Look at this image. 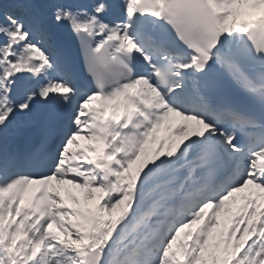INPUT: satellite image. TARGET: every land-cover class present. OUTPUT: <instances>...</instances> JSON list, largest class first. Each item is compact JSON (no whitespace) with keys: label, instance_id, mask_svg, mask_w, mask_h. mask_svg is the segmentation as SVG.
Masks as SVG:
<instances>
[{"label":"snow or ice","instance_id":"obj_1","mask_svg":"<svg viewBox=\"0 0 264 264\" xmlns=\"http://www.w3.org/2000/svg\"><path fill=\"white\" fill-rule=\"evenodd\" d=\"M0 264H264V0H0Z\"/></svg>","mask_w":264,"mask_h":264},{"label":"rangeland","instance_id":"obj_2","mask_svg":"<svg viewBox=\"0 0 264 264\" xmlns=\"http://www.w3.org/2000/svg\"><path fill=\"white\" fill-rule=\"evenodd\" d=\"M75 193L82 196V193L80 192L79 189H75Z\"/></svg>","mask_w":264,"mask_h":264},{"label":"bare ground","instance_id":"obj_3","mask_svg":"<svg viewBox=\"0 0 264 264\" xmlns=\"http://www.w3.org/2000/svg\"><path fill=\"white\" fill-rule=\"evenodd\" d=\"M180 139V138H179Z\"/></svg>","mask_w":264,"mask_h":264}]
</instances>
